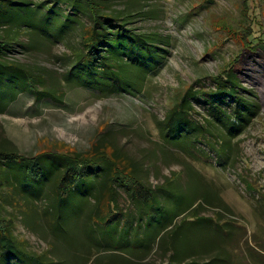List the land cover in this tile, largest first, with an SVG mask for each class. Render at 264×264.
<instances>
[{
    "label": "rangeland",
    "instance_id": "rangeland-1",
    "mask_svg": "<svg viewBox=\"0 0 264 264\" xmlns=\"http://www.w3.org/2000/svg\"><path fill=\"white\" fill-rule=\"evenodd\" d=\"M97 1L106 12L128 10L129 27L157 37L152 69L140 88L141 71L127 91L108 94L64 79L82 24L91 22L87 10L75 21L77 9L65 0H0V144L39 156L43 167L39 177L31 175V167L23 176L16 163L0 161V230L7 237L0 264H46V251L54 245L48 224L56 216L49 209L66 211L57 226H50L58 252L52 264L76 259L80 245L87 252L93 237L88 224L100 240L102 222L91 215L97 216L93 209L108 167L111 178L143 175L160 187L150 206L158 213L152 214L156 220L147 226L144 244L154 245L158 229L170 223L177 231L196 233L185 240L197 230H211V218L201 225L191 220L199 202L217 193L242 225L235 264H264V51L244 48L248 39L264 41V0ZM146 46L137 59L146 60ZM238 57L237 90L248 108L237 132L229 135L220 120L223 109L232 112L236 106L232 98L213 99V106L190 96L191 119L205 126L206 139L194 131L193 142L183 145L189 150L167 145L165 120L186 89H215L213 76L225 74ZM221 132L231 145L223 158ZM61 152H88L86 160L77 158L80 175L63 204L48 190L47 176L56 171ZM118 190L119 205L107 199L102 209L137 208L124 185ZM160 258L166 260L154 254L146 261L156 264Z\"/></svg>",
    "mask_w": 264,
    "mask_h": 264
},
{
    "label": "trees",
    "instance_id": "trees-1",
    "mask_svg": "<svg viewBox=\"0 0 264 264\" xmlns=\"http://www.w3.org/2000/svg\"><path fill=\"white\" fill-rule=\"evenodd\" d=\"M65 2L72 3V9H77L75 21L79 11L87 10L91 22L82 24L81 40L79 45L72 46L73 53L70 57L73 59V64L66 71L64 79L67 78L69 82H73L75 85L96 88L101 93L108 94L114 91H127L128 88L135 85L132 80L136 72L141 71L143 75L139 80L140 88L145 83V76H148V71L152 69L149 65L150 59L155 55L153 49L157 50L152 42L157 41V37L146 32H137L135 28L129 27L130 13L128 10L120 11L121 13L106 12L97 0H65ZM72 27L73 25H71ZM144 45H147L145 47L147 51L144 50L146 60H139L136 57L143 51ZM244 48L250 52H257L258 49L264 51V41L261 38L258 39V42L248 39L244 43ZM0 49H2L1 46ZM12 59L14 58L12 57ZM239 60L240 57L235 63L229 64L225 74L219 73L213 76L215 89L199 88L194 90L192 86L186 89L179 104L170 109L165 120L168 128L167 131H164V133L167 132L164 134L167 145L181 146L186 151L189 149L183 145L186 144L189 147L188 142H193L192 136L195 132V134L202 135L206 139V134L203 132L205 126L200 123L197 124L191 119L193 105L189 103L190 96L198 97V101H211L213 106V99L223 102L226 97L232 98L236 102V106L232 112L223 109L221 111L223 116L220 120H222L221 122L229 135L237 132L236 129L241 126L240 122L245 119L244 110L248 108L247 102L243 101L237 90L240 82L235 78V75L239 72L237 70ZM143 65L145 71L142 69ZM25 75L30 78L27 72ZM37 82L35 81V83ZM40 82L44 81L41 80ZM57 83L59 84V82ZM62 100L61 94L58 101ZM194 112H196L195 109ZM233 117L236 120H232ZM209 123L210 121H208ZM179 133L182 134L179 135ZM183 134L184 137H182ZM217 136L223 149V152L219 154L223 158L231 145L226 133L221 132ZM93 147L92 145L90 150ZM87 153L61 152V159L55 167L56 171L47 175L50 177L48 190L58 196L60 204L66 201L80 175L81 168L77 158L86 160ZM0 161L16 163V169L23 176H28L27 169L30 167L33 176L39 177L43 173L39 156H24L18 150L10 149L7 145L0 144ZM111 171L112 168L108 167L105 177L106 183L98 193L99 205L93 209V213L97 216L91 215L92 218L99 219L104 224H98L100 229L97 230V234H99L100 240H95L94 226L88 224L93 236L88 242L89 249L86 252L82 245L75 247L76 259H72L68 264H155L151 260L146 261L154 254L166 258V260L160 258V262L156 264H235V254L239 242L238 235L242 225L232 216V210L223 203L219 194L214 193L209 202H199V208H195L199 210L194 213V218L191 220L193 223L201 225L211 218V230L207 228L203 231L197 230L199 232L195 237L191 236L190 239L185 240V237L190 236L189 232L194 235L196 233L191 230L177 231L176 226L170 223L168 226L158 229L154 236V245H151L150 242L144 244L142 237L145 231L148 233L147 226L156 220L152 214L158 213L157 209H150V206L153 201L160 197V187L158 185L152 186L149 179H143V175L140 177L129 176L125 178L126 180L114 179L110 177ZM12 176L15 177V173ZM120 184L128 189L137 208L131 209V211L128 209H102L101 205L107 199L108 202L119 205L118 185ZM209 209H212L213 215H208L207 210ZM64 210L49 209L56 216L48 224L47 235L51 236L54 245L51 247L50 244L46 251V264H52L55 262L54 258L57 257L58 252L54 249L56 246L54 231L50 229V226H57V222L60 220L59 215L66 214ZM171 225L172 227L169 228ZM123 227H130V229L122 230ZM6 239L7 237L0 230V249L3 253ZM130 239L131 241H129ZM257 246L260 249L263 248L258 243ZM34 258L33 256V260ZM58 262L66 264L64 261L58 260Z\"/></svg>",
    "mask_w": 264,
    "mask_h": 264
}]
</instances>
